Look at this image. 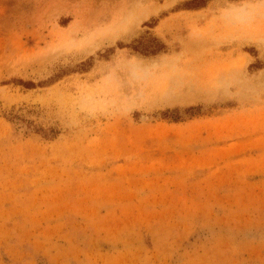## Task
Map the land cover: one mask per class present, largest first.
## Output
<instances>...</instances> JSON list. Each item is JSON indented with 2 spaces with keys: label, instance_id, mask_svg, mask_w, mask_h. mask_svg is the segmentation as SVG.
Listing matches in <instances>:
<instances>
[{
  "label": "rangeland",
  "instance_id": "1",
  "mask_svg": "<svg viewBox=\"0 0 264 264\" xmlns=\"http://www.w3.org/2000/svg\"><path fill=\"white\" fill-rule=\"evenodd\" d=\"M188 1L0 0V264H264V0Z\"/></svg>",
  "mask_w": 264,
  "mask_h": 264
},
{
  "label": "trees",
  "instance_id": "2",
  "mask_svg": "<svg viewBox=\"0 0 264 264\" xmlns=\"http://www.w3.org/2000/svg\"><path fill=\"white\" fill-rule=\"evenodd\" d=\"M206 0H190L188 2H186L185 4L188 5L187 8L185 10H197V9H201L204 7V3ZM150 45H148L147 43H137L135 45V49H133V51L139 53L142 56H152L155 55V51L159 46V43L154 39L151 38L150 39ZM19 85L23 86L26 89H32L35 87V85L32 82H21L19 83Z\"/></svg>",
  "mask_w": 264,
  "mask_h": 264
}]
</instances>
